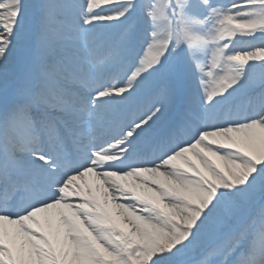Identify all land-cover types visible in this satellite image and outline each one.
Listing matches in <instances>:
<instances>
[{
  "label": "snow or ice",
  "instance_id": "snow-or-ice-1",
  "mask_svg": "<svg viewBox=\"0 0 264 264\" xmlns=\"http://www.w3.org/2000/svg\"><path fill=\"white\" fill-rule=\"evenodd\" d=\"M0 264H264V0H0Z\"/></svg>",
  "mask_w": 264,
  "mask_h": 264
}]
</instances>
